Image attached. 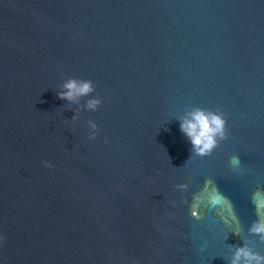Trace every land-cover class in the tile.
<instances>
[{
	"label": "water",
	"instance_id": "water-1",
	"mask_svg": "<svg viewBox=\"0 0 264 264\" xmlns=\"http://www.w3.org/2000/svg\"><path fill=\"white\" fill-rule=\"evenodd\" d=\"M258 222L264 0H0V264H264Z\"/></svg>",
	"mask_w": 264,
	"mask_h": 264
},
{
	"label": "clouds",
	"instance_id": "clouds-1",
	"mask_svg": "<svg viewBox=\"0 0 264 264\" xmlns=\"http://www.w3.org/2000/svg\"><path fill=\"white\" fill-rule=\"evenodd\" d=\"M65 92L60 93V99L73 100L77 97L86 96L93 91L91 81H76L69 80L65 85ZM99 104L98 100L90 101L88 108L95 110ZM224 125L225 121L217 115L205 114L204 112L197 111L192 114V120L186 121L181 124V131L184 132L191 140L192 145L197 149L200 154L209 153L216 144L215 137L219 135L224 137ZM95 128V124L92 125ZM234 165L239 164V160L235 157L232 159ZM51 167V165H46ZM253 232L264 233V223H257L253 229ZM3 238L0 237V241ZM244 259L247 264H251V261L255 260L257 264H260L262 258L252 255L246 249H238L232 264H240L241 259Z\"/></svg>",
	"mask_w": 264,
	"mask_h": 264
}]
</instances>
